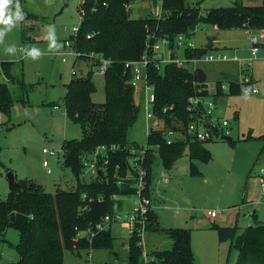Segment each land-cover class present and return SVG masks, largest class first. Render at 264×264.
Here are the masks:
<instances>
[{"label":"rangeland","instance_id":"rangeland-1","mask_svg":"<svg viewBox=\"0 0 264 264\" xmlns=\"http://www.w3.org/2000/svg\"><path fill=\"white\" fill-rule=\"evenodd\" d=\"M233 1L186 0V3L191 7L199 3L205 15L209 9L231 7ZM257 1L251 2L257 4L250 5L264 6V0ZM81 2L12 0L10 8L14 9V5L19 3L20 7L37 15L38 19L30 21L24 28L21 21L12 25L0 23V84L8 85L14 100L8 125H0V200H6L11 191L7 178L9 172L14 173L17 181H34L52 195L59 190L71 191L76 188V176L70 168L65 167L62 150L65 140L82 138L80 125L67 118L64 106L66 85L71 81L73 71L76 76H86L92 69L96 90L91 100L97 104H103L106 100L105 77L97 72V67L92 66L93 62L79 61L70 51L65 55H56V52L65 50V42L69 40L73 27L79 26ZM161 12L160 2H136L130 6L131 18L136 20L156 17ZM22 29L30 36L29 40L22 38ZM262 33H246L243 29H213L211 25L201 23L192 36L197 48H206L213 41L232 44L229 40L238 48L235 54L234 50L228 51V55L237 56L240 61L199 64L208 75V89L211 92L215 91L218 81H222L225 87L227 96L217 98L218 111H223L221 117L230 121L231 136L236 143L230 144L225 140L208 142L205 146L213 159L209 163H197L201 172V176L197 177L191 175L188 147L169 170L164 169L157 158L153 187L156 213L162 228H185L202 235L200 232L204 234V230L213 225L238 226V234H242L249 225H253L255 207L257 216L264 222L261 185V179H264V143L261 140L264 135V48L257 59L248 63V59L253 58L249 38L261 36ZM10 46L13 50L7 51ZM31 49L39 50V55L33 58L28 54ZM182 54V49L177 52L179 58ZM5 62L12 63L10 73L14 81L1 69V64ZM226 75L238 77L243 87L241 95H228ZM252 89L258 90V93H253ZM135 100L141 112L129 132L128 141L145 145V102L141 89L136 90ZM53 103L58 109L54 108ZM11 125V129L6 128ZM249 134L252 140L243 141ZM44 149L56 154L46 155ZM44 161H48V167L43 166ZM48 170L52 173H48ZM162 174L169 177L167 184L161 183ZM95 178L88 172L82 181L90 183ZM211 211H215L218 217H211ZM112 234L115 238L112 249L66 250L64 264H108L116 258L125 260L128 257V251L123 247L128 241L126 230L120 225H113ZM143 241L149 250L158 248L160 244L162 250L172 246V241L164 232L145 233ZM18 242L19 232L8 229L5 240H0V264L19 260L15 248ZM202 242L210 243L208 240ZM233 251L237 252L235 249Z\"/></svg>","mask_w":264,"mask_h":264},{"label":"trees","instance_id":"trees-1","mask_svg":"<svg viewBox=\"0 0 264 264\" xmlns=\"http://www.w3.org/2000/svg\"><path fill=\"white\" fill-rule=\"evenodd\" d=\"M136 2L161 3L162 16L145 19H132L130 6ZM25 13L21 20L22 28L38 16L20 7ZM82 17L76 36H69L79 61L99 62L90 57L91 53L110 60L111 64L104 75L106 100L103 104L94 103L91 95L96 86L93 82L94 71L86 76L73 75L66 85L64 106L67 118L80 125L82 138L65 140L62 145L64 165L70 168L77 179L74 190H59L52 195L44 187L31 180H20L19 188L10 191L6 200H0V240L4 241L8 229L19 232V242L15 246L19 260L11 264H64L66 250H94L97 248L112 249L115 238L111 231L101 233L90 242L78 238L80 231H85L98 224L101 219L112 213L114 195H131L134 180H126L131 170L130 153L127 150L109 152L108 157H99V167H105L97 178L90 183L81 180L83 173V156L93 153L98 147L118 145L130 146L128 135L138 121L141 109L135 100L136 89L129 84V73L125 69L127 62L142 58L146 51V40L149 35L167 37L173 47L179 34L191 37L201 23L215 26L220 30L264 31V6H249L235 3L231 7L209 9L204 15L200 4L187 6L186 0H82L79 5ZM25 30V29H24ZM22 29V38L30 36ZM91 36L88 38V36ZM210 48L188 50L189 57H202ZM11 62L1 64L5 75L14 81L11 75ZM228 95L239 96L243 93L238 77L226 75ZM150 81L155 87L156 101L154 111L171 126L178 117L189 122L187 112L189 99L197 95L210 97L207 90L208 75L202 68L193 72L167 64L164 69L151 68ZM22 86L25 85L22 83ZM222 81L216 83L213 97L227 96L222 89ZM199 89L204 92L199 93ZM14 100L7 84H0V113L7 116L8 125ZM54 105V103H53ZM57 106V105H54ZM174 106L173 110L170 107ZM169 108L167 113H163ZM11 129V126H6ZM252 140L251 134L243 141ZM264 143V135L261 136ZM152 147L159 146L158 156L155 149H149L144 161L146 172V195L152 196L154 165L160 159L164 169H171L189 149L190 169L192 176H201L197 163H209L213 157L201 142H177L167 145L160 132H153L148 138ZM233 140L230 144H235ZM107 160V164L104 160ZM120 182V184H118ZM86 196L84 202L82 197ZM102 197L103 201H99ZM89 211L81 212L80 207L88 204ZM11 215H14L11 219ZM255 215L254 213L252 214ZM253 225H249L242 234L239 227H222L213 225L221 242H230L238 252L236 264H264V222L256 216ZM149 232H164L172 241L168 250L156 252L160 264H197L192 250L191 230L185 228L161 227L155 211L150 212ZM140 238L134 236L130 242L129 255L133 264L139 263L142 249L138 246Z\"/></svg>","mask_w":264,"mask_h":264},{"label":"built area","instance_id":"built-area-1","mask_svg":"<svg viewBox=\"0 0 264 264\" xmlns=\"http://www.w3.org/2000/svg\"><path fill=\"white\" fill-rule=\"evenodd\" d=\"M162 11V10H161ZM162 12L157 14L156 17L160 18ZM82 17L80 15V23ZM79 26H74L72 31V36L78 34ZM261 36H251L249 41L251 44V55L253 58L248 59V63H251L254 59H257L261 50L264 48V31ZM91 36L89 35L88 38ZM72 41L67 40L65 42L63 52H56V55H65L69 51L75 57L78 53L74 49ZM146 51L141 59L136 61L127 62L125 64V69L129 73V84L133 86L136 90L141 89L144 94L145 102V117H146V136L147 141L151 133L160 132L163 140L167 145H173L177 142H213L224 140L225 137H232V128L230 121L221 117L223 111H218L217 98L215 99L208 87L207 90L210 97H205L197 95L189 99V104L187 112L189 113V122L185 123L182 119L178 117L173 119L172 125L167 126L164 118L157 115L154 111V104L156 101L155 87L150 81V70L155 68L157 70H162L167 64H175L178 68L188 69L194 71L199 68V64L202 62H228V61H240L237 56L230 57L227 53L219 50H209L202 57H189L186 54L188 50H195L197 47L194 45L190 37L184 34H179L174 41L173 47L171 46V41L167 37H159L156 34L149 35L146 40ZM183 50L182 57L179 58L177 52ZM90 57L99 62L97 66V72L99 74L105 75L111 61L102 58L94 53L90 54ZM65 62L66 59L63 58ZM193 66V69H190ZM73 75L76 72L73 71ZM247 81V79H245ZM225 87L222 86L224 90ZM199 93L204 92V89H199ZM253 93H258V90L252 89ZM174 106L170 107L173 110ZM169 108H165L163 113H167ZM156 150V156H158L159 146L152 147L148 142L143 144H130V146L122 148L118 145L112 146H101L98 147L93 153L88 156H83L82 165L83 173L81 175V180H83L86 173H90L93 176H98L100 172H105V167H99V157H108L109 152H116L120 150H127L130 153V165L131 168L136 171L133 175L130 170L126 176V180L133 179L134 192L131 195H114L112 199L115 201L112 213L104 216L101 221L90 227L85 231H80L78 238H86L90 242L93 238L101 233H106L111 231L113 225H120L128 235V241L124 244V249L128 251V257L120 261L117 258L108 264H133L135 263L133 258L129 255L130 242L134 236L140 238L138 246L141 247L142 252L139 258L138 264H160V260L156 255V252L161 251V244L158 248L149 250L146 242L143 241V236L148 233V225L150 221V212L154 211L153 197H148L146 195L147 181L146 172L144 170L145 157L148 154L149 149ZM45 154L55 155L56 152L44 149ZM107 160L104 163L107 164ZM44 167H48V161H44ZM48 173H52L48 170ZM95 178V179H96ZM161 183L167 184L169 182V177L166 174L160 176ZM94 179V180H95ZM93 181V180H92ZM120 184V182L118 183ZM261 185L263 188V198H264V179H261ZM152 194L154 192V187L151 188ZM83 201H86V196L83 195ZM94 199H90L88 204L82 205L80 207L81 212L89 211L90 203ZM99 201H103L102 197H98ZM252 205H257L251 203ZM211 217H216L217 213L215 211L209 212Z\"/></svg>","mask_w":264,"mask_h":264},{"label":"crops","instance_id":"crops-1","mask_svg":"<svg viewBox=\"0 0 264 264\" xmlns=\"http://www.w3.org/2000/svg\"><path fill=\"white\" fill-rule=\"evenodd\" d=\"M233 2H234V4L240 3V4H244V5H249V6H256V5H250V4H257V3H251V2H258V1L257 0H234ZM212 28L218 29L215 26H212ZM230 31H234V30H230ZM196 32H197V29L195 30L193 35H195ZM245 32L246 33H250V32L252 33L253 31L245 30ZM192 36L190 37L191 40H192ZM229 42L232 44L234 43L231 40H229ZM220 44H223V45L221 46ZM232 44L225 45V43H219L217 41H213L212 44L210 46H208V48H210L209 50H212V49L213 50H219V51L225 52L227 54H229L228 51L234 50L235 52L234 51L233 52L235 54L238 48ZM202 48H205V47H202ZM228 62H235V61H228ZM219 63H222V62H219ZM199 68H201V67H199ZM222 77H224V76L222 75ZM249 85L251 86V81L249 82ZM215 90H216V88H215ZM54 108L58 109V106H54ZM7 119L8 118L6 115L0 113V125H3L4 123H6ZM153 186H154V184H153ZM152 197H153L154 211L156 213V199H155L156 197H155L154 192L152 194ZM244 205H245V203H243L242 206H244ZM253 213L255 215L254 216L252 215V216L255 219V217L257 216L256 207L253 208ZM216 217H218V214ZM216 217H213V218H216ZM257 217L259 219V216H257ZM219 226H222V225H219ZM222 227H226V226H222ZM204 231H206L204 234H203V232H200V233H202V235L201 234L199 235L196 233L191 234V236H192L191 237L192 250H193L194 255L196 257L197 264H236L237 259H238V252L233 251V248L231 247V243L230 242H221L219 240L218 232L215 229H213L212 227H208L207 230H204ZM203 240H208V241H210V243L209 242L203 243L202 242ZM232 256H233V260L231 262Z\"/></svg>","mask_w":264,"mask_h":264},{"label":"clouds","instance_id":"clouds-1","mask_svg":"<svg viewBox=\"0 0 264 264\" xmlns=\"http://www.w3.org/2000/svg\"><path fill=\"white\" fill-rule=\"evenodd\" d=\"M12 0H0V23L7 25H12L16 21H21L24 19L25 13L21 10L19 3L14 5V9L10 8L9 5ZM52 27V25H49ZM13 47H9L7 51H12ZM29 55H32L35 58L36 55H39V50L31 49L28 51Z\"/></svg>","mask_w":264,"mask_h":264},{"label":"water","instance_id":"water-1","mask_svg":"<svg viewBox=\"0 0 264 264\" xmlns=\"http://www.w3.org/2000/svg\"><path fill=\"white\" fill-rule=\"evenodd\" d=\"M224 140L227 141V142L233 141L232 137H225ZM7 178H8V181H9V187H10L11 191L20 187V184L16 180V176L14 175L13 172H9L8 175H7ZM13 217H14V215H11V219H13Z\"/></svg>","mask_w":264,"mask_h":264}]
</instances>
